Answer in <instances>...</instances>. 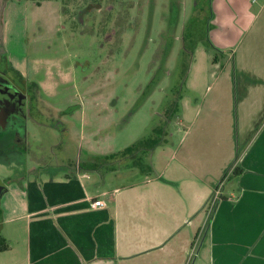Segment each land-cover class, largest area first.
Wrapping results in <instances>:
<instances>
[{"label":"rangeland","instance_id":"1","mask_svg":"<svg viewBox=\"0 0 264 264\" xmlns=\"http://www.w3.org/2000/svg\"><path fill=\"white\" fill-rule=\"evenodd\" d=\"M229 1L219 8L216 0H2L7 63L43 92L38 111L20 122L21 155L0 136V185L7 189L0 209L34 166L48 177L87 171L81 181L93 194L126 177L152 178L144 171L154 147L161 165L171 145L165 135L178 141L176 119L191 113L184 105L194 106L189 84L197 82L201 95L215 75L231 80L234 67L260 60L263 41L249 35L263 26L262 0ZM245 7L256 16L250 24ZM150 135L159 142L138 145ZM12 261L0 252V264Z\"/></svg>","mask_w":264,"mask_h":264},{"label":"crops","instance_id":"2","mask_svg":"<svg viewBox=\"0 0 264 264\" xmlns=\"http://www.w3.org/2000/svg\"><path fill=\"white\" fill-rule=\"evenodd\" d=\"M216 2L223 7L224 0ZM247 7L252 22L256 16ZM261 25L249 35L256 44L263 41L258 63L234 67L231 80L215 75L201 95L197 82L189 84L196 97L194 106L184 105L191 113L176 119L183 129L178 141L165 135L164 145L171 143L162 149L166 161L157 163L155 146L140 169L152 178L126 177L110 192L93 194L81 181L87 171L48 177L34 166L22 172L17 195L7 194L0 209L6 224L0 234L9 242L0 252L12 264H264ZM96 199L104 205L92 207Z\"/></svg>","mask_w":264,"mask_h":264},{"label":"flooded vegetation","instance_id":"3","mask_svg":"<svg viewBox=\"0 0 264 264\" xmlns=\"http://www.w3.org/2000/svg\"><path fill=\"white\" fill-rule=\"evenodd\" d=\"M40 92L43 91L38 84L27 80L7 63L0 31V136L8 138L11 144L9 150L16 151L19 155L25 142L20 122L30 120L32 111H38Z\"/></svg>","mask_w":264,"mask_h":264},{"label":"trees","instance_id":"4","mask_svg":"<svg viewBox=\"0 0 264 264\" xmlns=\"http://www.w3.org/2000/svg\"><path fill=\"white\" fill-rule=\"evenodd\" d=\"M214 59H216L215 57H213V62H215V60ZM157 142H159V140L158 139H156V138H153V136L152 135H150L149 137H146V138H143L142 140H140L139 141V144L138 145H151V146H153V144L155 143H157ZM137 148L136 147H133V148H129L127 151H126V153H124L123 154V157L127 154H129L131 151H134V150H136ZM106 159H112L113 157H112V155H110V156H106L105 157ZM121 160H122V158L121 157H119ZM5 185H3V187H4ZM9 249V245H8V243L5 241V239L4 238H0V251H5V250H8Z\"/></svg>","mask_w":264,"mask_h":264},{"label":"built area","instance_id":"5","mask_svg":"<svg viewBox=\"0 0 264 264\" xmlns=\"http://www.w3.org/2000/svg\"><path fill=\"white\" fill-rule=\"evenodd\" d=\"M219 189H220V187H218V188L215 190V194H218V193H219ZM103 205H104V203H103V201L100 200V199L93 200L92 203H91V206H92V207H101V206H103Z\"/></svg>","mask_w":264,"mask_h":264},{"label":"water","instance_id":"6","mask_svg":"<svg viewBox=\"0 0 264 264\" xmlns=\"http://www.w3.org/2000/svg\"><path fill=\"white\" fill-rule=\"evenodd\" d=\"M2 187H3V186L0 185V191H1Z\"/></svg>","mask_w":264,"mask_h":264}]
</instances>
